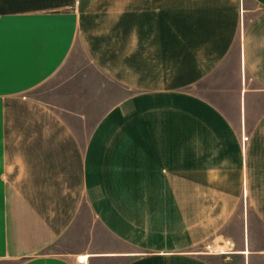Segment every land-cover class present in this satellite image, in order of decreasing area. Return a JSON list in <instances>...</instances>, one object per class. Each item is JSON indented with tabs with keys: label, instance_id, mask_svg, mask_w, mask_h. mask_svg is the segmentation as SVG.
I'll use <instances>...</instances> for the list:
<instances>
[{
	"label": "crops",
	"instance_id": "0c3cea01",
	"mask_svg": "<svg viewBox=\"0 0 264 264\" xmlns=\"http://www.w3.org/2000/svg\"><path fill=\"white\" fill-rule=\"evenodd\" d=\"M0 34V264H264V0H0Z\"/></svg>",
	"mask_w": 264,
	"mask_h": 264
},
{
	"label": "rangeland",
	"instance_id": "374dc122",
	"mask_svg": "<svg viewBox=\"0 0 264 264\" xmlns=\"http://www.w3.org/2000/svg\"><path fill=\"white\" fill-rule=\"evenodd\" d=\"M51 84H53V80H52V83L50 82V83L42 86L41 88H39L38 89V92L36 91L37 92V96H45L46 93H45V90L44 89L48 88ZM83 211H84L85 214H88V210H87L86 207L83 209ZM79 222H80L78 224L79 226H77V227L75 226L74 229H78V230L84 229L85 230V229H87L89 227V225L92 224L91 221H90V217H82ZM78 240L79 239H77V238H73L72 240L70 239V244L68 246L71 247L72 246V243L71 242L72 241L73 242H77ZM65 247L66 246L64 244H60L58 246L52 247V250H60V249H64ZM212 260H214V262H219L218 259H212Z\"/></svg>",
	"mask_w": 264,
	"mask_h": 264
},
{
	"label": "snow or ice",
	"instance_id": "6c2138e0",
	"mask_svg": "<svg viewBox=\"0 0 264 264\" xmlns=\"http://www.w3.org/2000/svg\"><path fill=\"white\" fill-rule=\"evenodd\" d=\"M2 42H3V36L2 34H0V45H2Z\"/></svg>",
	"mask_w": 264,
	"mask_h": 264
},
{
	"label": "bare ground",
	"instance_id": "6f19581e",
	"mask_svg": "<svg viewBox=\"0 0 264 264\" xmlns=\"http://www.w3.org/2000/svg\"><path fill=\"white\" fill-rule=\"evenodd\" d=\"M82 258H83V256H82Z\"/></svg>",
	"mask_w": 264,
	"mask_h": 264
}]
</instances>
